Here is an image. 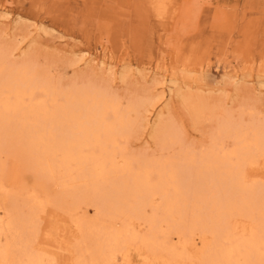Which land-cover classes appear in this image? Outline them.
Wrapping results in <instances>:
<instances>
[{
    "label": "bare ground",
    "instance_id": "bare-ground-1",
    "mask_svg": "<svg viewBox=\"0 0 264 264\" xmlns=\"http://www.w3.org/2000/svg\"><path fill=\"white\" fill-rule=\"evenodd\" d=\"M12 49L0 42V264H133L132 251L141 264H264V117L221 107L199 150L157 123L160 149L179 148L135 159L120 143L136 101L54 84Z\"/></svg>",
    "mask_w": 264,
    "mask_h": 264
},
{
    "label": "rangeland",
    "instance_id": "rangeland-1",
    "mask_svg": "<svg viewBox=\"0 0 264 264\" xmlns=\"http://www.w3.org/2000/svg\"><path fill=\"white\" fill-rule=\"evenodd\" d=\"M0 42L54 84L88 81L122 107L136 101L120 143L135 159L179 148L160 149L157 123L199 150L221 107L264 117V0H0ZM193 104L204 105L197 118Z\"/></svg>",
    "mask_w": 264,
    "mask_h": 264
}]
</instances>
